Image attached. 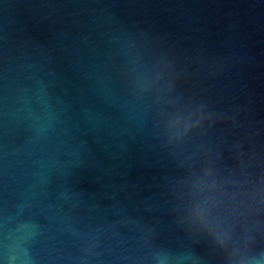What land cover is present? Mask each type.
Returning <instances> with one entry per match:
<instances>
[{
    "label": "water",
    "instance_id": "95a60500",
    "mask_svg": "<svg viewBox=\"0 0 264 264\" xmlns=\"http://www.w3.org/2000/svg\"><path fill=\"white\" fill-rule=\"evenodd\" d=\"M0 264H264V0H0Z\"/></svg>",
    "mask_w": 264,
    "mask_h": 264
}]
</instances>
